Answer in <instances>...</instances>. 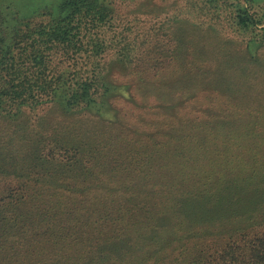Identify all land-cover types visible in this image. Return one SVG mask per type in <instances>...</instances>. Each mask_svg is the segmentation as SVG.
I'll list each match as a JSON object with an SVG mask.
<instances>
[{
    "label": "trees",
    "instance_id": "trees-1",
    "mask_svg": "<svg viewBox=\"0 0 264 264\" xmlns=\"http://www.w3.org/2000/svg\"><path fill=\"white\" fill-rule=\"evenodd\" d=\"M13 6L14 0H0V124L11 129L0 139V264H170L169 251L130 254V217L139 204L127 191L114 193L124 183L109 158L121 139L117 133L107 137V129L124 134V127L113 101H135L130 89L117 85L113 69L128 60L131 66L136 44L130 43V59L125 45L105 66L97 60L112 48L97 34L113 13L110 0H60L53 11L34 7L30 18ZM231 6L238 30L264 22L247 0ZM257 33L258 47L264 46V27ZM183 44L180 51L160 52L184 59L192 49ZM147 53L144 60L156 52ZM85 55L97 58L87 78L72 68ZM181 202L188 209L182 219L211 234L210 210L188 197ZM256 205L263 208L264 200ZM260 211L235 222L232 235L218 232L201 241L178 264H264ZM154 219L166 224L159 210Z\"/></svg>",
    "mask_w": 264,
    "mask_h": 264
},
{
    "label": "rangeland",
    "instance_id": "rangeland-1",
    "mask_svg": "<svg viewBox=\"0 0 264 264\" xmlns=\"http://www.w3.org/2000/svg\"><path fill=\"white\" fill-rule=\"evenodd\" d=\"M59 1L14 0L13 8L30 18L34 7L53 11ZM231 1L110 0L113 13L97 34L112 48L100 59L80 57L72 67L87 78L96 59L105 66L125 45L130 59V43L136 44L131 66L128 60L125 68L113 69L117 85L131 90L135 104L114 100L124 134L107 129V137L117 133L121 139L109 158L124 183L114 193L127 191L139 204L130 217V254L169 251L171 263L178 264L201 241L218 232L232 235L235 222L264 214V205L255 206L264 200V46L258 47L257 33L264 22L238 30ZM247 2L255 18L263 19L264 0ZM183 43L192 49L184 59L160 52L180 51ZM149 51L156 53L143 64ZM10 133L0 124V139ZM186 197L210 210L211 234L182 219ZM151 203L158 208L149 209ZM158 210L165 225L151 220Z\"/></svg>",
    "mask_w": 264,
    "mask_h": 264
}]
</instances>
